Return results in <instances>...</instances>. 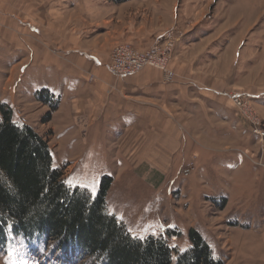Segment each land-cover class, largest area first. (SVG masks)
Listing matches in <instances>:
<instances>
[{"label":"rangeland","instance_id":"obj_1","mask_svg":"<svg viewBox=\"0 0 264 264\" xmlns=\"http://www.w3.org/2000/svg\"><path fill=\"white\" fill-rule=\"evenodd\" d=\"M4 1L0 3V12L7 18L30 23L41 21L54 50L73 47V39L77 44L86 43L106 32V27L110 29L112 26L111 23L94 21V9L104 6L105 2L111 4L105 0H83L84 5L79 10L73 8L72 0H32L31 3L13 0L10 5H7L9 0ZM187 1L190 5L188 13L193 11L192 6L199 4L195 11L198 18L207 14L213 22L216 21L215 26L229 27L223 37L224 46L243 33V41L254 47L257 54H264V0ZM112 9L98 12L97 17L120 13ZM195 18H188L181 27L153 35L145 50L128 42L113 44L106 52L109 64L112 51L119 45H129L143 53L156 39L174 32L176 46L168 65L172 71L170 63L176 49L194 29L197 23ZM146 68L158 70L167 82L174 79L169 81L157 68ZM89 81H95L94 75L90 76ZM0 85L7 87V79L1 80ZM230 92L232 96L246 94L248 97L257 93L243 88L231 89ZM30 93L24 90L20 96H14L15 100L9 107L13 122L21 127L29 126L48 143L53 167L65 169L64 181L70 188H78L95 196L103 178H112L106 209L109 216L125 227L132 239L144 241L154 237L166 241L174 251L172 264H177L181 254L193 249L191 234L195 232L209 247L214 263L264 264V137L259 139L250 131L254 128L264 132V110L260 104L254 103L253 98H250V116V112L235 107L231 96L233 110L248 128L241 129L242 135L239 133V138L234 141L215 142L207 139L192 124L187 134L188 150L185 153L183 148L179 149L182 141L173 139L174 131L162 132L164 128L172 126V120L176 121L178 128H183L181 109L177 105L168 107L153 102L161 111L157 121L149 124L148 134L146 130L129 134V138L123 139L120 145L113 143L105 149L95 143L97 150L93 153L87 150L92 140L88 138V124L73 125L63 123L61 119L54 120L50 107L48 109L36 98V94ZM9 95L13 97L10 91ZM81 111L83 109L80 107L78 112ZM46 120L48 122L44 123ZM73 126L78 131H65L61 138L60 133ZM136 135L140 138L135 139ZM119 151L127 155L133 167L120 168ZM156 153L159 158L155 157L158 155ZM149 159L159 160L161 171L149 172ZM213 159L216 160L215 166L211 164ZM156 179L162 182L158 189L151 183ZM54 248L53 243L39 244L37 239L27 240L9 235L6 243L0 244V264H91L92 260L85 259L74 249L67 250L70 253L59 254L64 251Z\"/></svg>","mask_w":264,"mask_h":264},{"label":"crops","instance_id":"obj_2","mask_svg":"<svg viewBox=\"0 0 264 264\" xmlns=\"http://www.w3.org/2000/svg\"><path fill=\"white\" fill-rule=\"evenodd\" d=\"M12 1L9 0L7 5ZM72 1L74 9L79 10L84 5L83 0ZM105 1L111 4L105 2L104 6L94 9V21L111 23L110 29L106 27V32L86 43L77 44L73 39L74 46L69 49L54 50L41 21L30 23L9 19L0 12V82L7 79L8 84L3 88L0 85V105L11 107L14 96H20L24 90L33 95L46 91L50 100L57 102L54 120L61 119L63 123L73 125L88 124V138L92 140L87 150L93 153L97 150L96 144L105 149L113 143L120 145L129 134L143 133L144 130L148 134L149 124L157 121L161 111L153 102L168 107L177 105L181 109L183 128H178L176 121L170 118L172 126L162 132L174 131L173 139L182 141L179 149L183 148L185 153L192 124L203 137L215 142L236 140L239 133L242 135L241 129H248L233 110L231 89L257 92L251 97L264 110V54H257L254 47L243 41V33L224 46L223 37L229 27L215 26L216 21L213 22L207 14L198 18L195 11L199 4L192 6L193 11L188 13L190 5L187 0L128 1L122 4ZM0 3L5 1L0 0ZM108 8H115L120 13L97 17L98 12ZM194 17H197L194 29L180 42L170 63L175 76L171 82L165 81L158 70L151 68L126 77H115L110 73L106 52L113 44L128 42L145 50L153 35L181 27L188 18ZM91 75L95 77L93 83L89 81ZM46 107L49 109L48 105ZM80 107L83 111L78 112ZM65 131L74 133L78 129L76 126L65 129L60 133L61 138ZM138 138L136 135L135 139ZM117 155L120 168L133 167L124 152L119 151ZM155 157L159 158V154ZM148 162L151 166L149 172L161 171L159 160L149 159ZM211 164L215 166L216 160L213 159ZM158 180L151 182L156 189L162 185Z\"/></svg>","mask_w":264,"mask_h":264},{"label":"trees","instance_id":"obj_3","mask_svg":"<svg viewBox=\"0 0 264 264\" xmlns=\"http://www.w3.org/2000/svg\"><path fill=\"white\" fill-rule=\"evenodd\" d=\"M36 98L51 114L57 110L46 91L37 92ZM0 113V244L11 235L53 243L56 251H64L59 254L74 249L91 264H172L174 251L166 241L132 239L109 216L106 197L112 178H103L95 196L70 188L65 169L53 167L48 143L29 126L16 125L6 105H0ZM191 237L193 249L181 254L177 264H217L202 237L195 232Z\"/></svg>","mask_w":264,"mask_h":264},{"label":"built area","instance_id":"obj_4","mask_svg":"<svg viewBox=\"0 0 264 264\" xmlns=\"http://www.w3.org/2000/svg\"><path fill=\"white\" fill-rule=\"evenodd\" d=\"M176 46L174 32H169L156 39L155 43L146 51L139 52L129 45L117 46L111 54L109 71L115 77L134 76L144 68L150 66L159 69L169 81L174 78V73L169 70L168 65ZM251 96L246 94H236L232 96L235 107L239 110L250 112L252 116ZM252 134L259 139L264 137V132L260 129H250Z\"/></svg>","mask_w":264,"mask_h":264},{"label":"bare ground","instance_id":"obj_5","mask_svg":"<svg viewBox=\"0 0 264 264\" xmlns=\"http://www.w3.org/2000/svg\"><path fill=\"white\" fill-rule=\"evenodd\" d=\"M68 253V252H67Z\"/></svg>","mask_w":264,"mask_h":264}]
</instances>
